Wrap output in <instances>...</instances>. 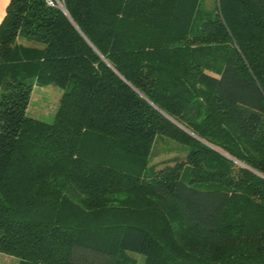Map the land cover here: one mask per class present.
I'll return each mask as SVG.
<instances>
[{
	"label": "trees",
	"instance_id": "1",
	"mask_svg": "<svg viewBox=\"0 0 264 264\" xmlns=\"http://www.w3.org/2000/svg\"><path fill=\"white\" fill-rule=\"evenodd\" d=\"M49 85L51 123L28 115ZM160 137L186 157L150 167ZM0 253L264 264V0H9Z\"/></svg>",
	"mask_w": 264,
	"mask_h": 264
},
{
	"label": "rangeland",
	"instance_id": "2",
	"mask_svg": "<svg viewBox=\"0 0 264 264\" xmlns=\"http://www.w3.org/2000/svg\"><path fill=\"white\" fill-rule=\"evenodd\" d=\"M56 2L59 3V0H56ZM212 5L213 0H206L207 9H210ZM22 42L28 44L25 41ZM63 92L61 88L55 85L35 87L28 107V115L48 123L53 122ZM187 152V147L173 140L160 137L157 139L151 153L150 167L154 166L157 169L163 167L167 163L174 164L175 160H182L185 158ZM0 264H19V260L15 257L0 253Z\"/></svg>",
	"mask_w": 264,
	"mask_h": 264
},
{
	"label": "crops",
	"instance_id": "3",
	"mask_svg": "<svg viewBox=\"0 0 264 264\" xmlns=\"http://www.w3.org/2000/svg\"><path fill=\"white\" fill-rule=\"evenodd\" d=\"M8 4H9V0H0V23L2 22L6 14Z\"/></svg>",
	"mask_w": 264,
	"mask_h": 264
}]
</instances>
